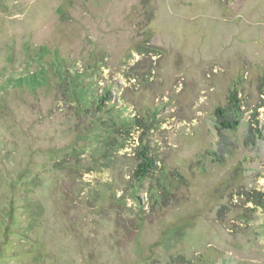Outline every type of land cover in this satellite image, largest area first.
Returning <instances> with one entry per match:
<instances>
[{
    "label": "rangeland",
    "instance_id": "1",
    "mask_svg": "<svg viewBox=\"0 0 264 264\" xmlns=\"http://www.w3.org/2000/svg\"><path fill=\"white\" fill-rule=\"evenodd\" d=\"M0 264H264V0H0Z\"/></svg>",
    "mask_w": 264,
    "mask_h": 264
},
{
    "label": "trees",
    "instance_id": "2",
    "mask_svg": "<svg viewBox=\"0 0 264 264\" xmlns=\"http://www.w3.org/2000/svg\"><path fill=\"white\" fill-rule=\"evenodd\" d=\"M106 93H108V89H106ZM105 95H100L101 99L96 100V102H93L92 105L94 104L98 109L101 108V105L103 104L104 100L103 97ZM236 106V105H235ZM219 118L220 123L227 128H235L239 123L240 119L236 118L235 116H231L224 112V110L221 107H218L216 110ZM239 119V120H238ZM220 144V151H227L226 148H224L223 140L219 141ZM142 156L145 159L140 163L136 169L135 176L138 178V180H142L147 176L148 171L150 168L153 166V159L146 154L145 151H142Z\"/></svg>",
    "mask_w": 264,
    "mask_h": 264
}]
</instances>
